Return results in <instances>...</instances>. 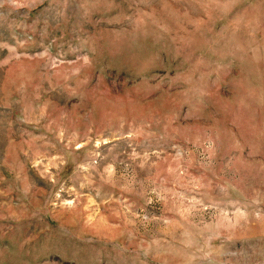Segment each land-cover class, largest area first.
Here are the masks:
<instances>
[{"label": "rangeland", "instance_id": "rangeland-1", "mask_svg": "<svg viewBox=\"0 0 264 264\" xmlns=\"http://www.w3.org/2000/svg\"><path fill=\"white\" fill-rule=\"evenodd\" d=\"M0 264H264V0H0Z\"/></svg>", "mask_w": 264, "mask_h": 264}]
</instances>
